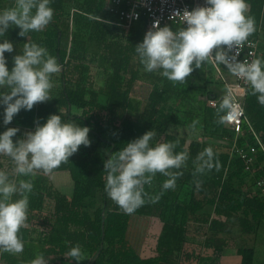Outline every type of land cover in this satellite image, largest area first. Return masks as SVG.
Wrapping results in <instances>:
<instances>
[{
  "label": "trees",
  "instance_id": "16d2710c",
  "mask_svg": "<svg viewBox=\"0 0 264 264\" xmlns=\"http://www.w3.org/2000/svg\"><path fill=\"white\" fill-rule=\"evenodd\" d=\"M71 1L74 2L52 0L50 7L54 15L50 24L41 32L29 33L22 42L23 47L25 43L45 47L61 66V71L53 74L50 99L35 104L30 111L21 110L7 126L1 122L0 132L7 127L19 128L13 137L15 141L25 132L34 130L36 122L42 124L47 117L56 114L65 122L89 127L91 143L87 147L81 145L68 162L51 173L26 178L31 180L33 188L28 194L26 226L18 233L24 248L19 254L0 253V264H30L39 254L48 264H77L66 256L69 249L77 245L82 252L79 264H217L218 254L230 245L222 234L231 233L233 221L242 234L254 233L264 214V198L243 189L239 180V159L232 160L229 153L218 151L203 141L193 140L184 147L183 140L166 131L168 124L179 122L167 107L169 95L191 88V78L205 63L183 83L171 82L158 72L147 73L156 78L160 86L151 90L148 104L141 111L139 103L129 94L141 75L135 46L144 37L131 31L126 33L125 26L114 31L108 23L97 20L110 16L105 9L106 0L74 2L70 20L65 6ZM247 4L248 15L264 24V0H247ZM136 23L147 27L143 22ZM262 30L264 33V27ZM19 31L16 27L8 29L4 39L21 37ZM252 34L256 37L257 28ZM91 39L101 44L100 56L109 69L103 86L98 89L94 88L91 76L94 60L88 53ZM16 55V50L5 53L9 70ZM207 94L210 98L216 96ZM242 102L245 115L264 144V106L251 94L250 86ZM2 113L0 109L1 116ZM206 113L209 117L217 116L218 121L223 116L209 106ZM149 130L156 132L153 145L173 142L175 152L188 153V168L173 171L182 173L179 180L193 181V193L188 200L179 201L175 190L164 191L157 203L146 201L134 213L125 214L104 191V160ZM209 147L215 154L213 169L194 175L197 155ZM259 158L262 160V155ZM0 169H11L7 157H0ZM56 172L69 173L73 183L71 196L53 185L50 177ZM155 177L167 178L161 174ZM163 182L154 186L153 193L147 185L145 191L152 196L160 194ZM207 205L213 207L212 213L204 212ZM135 215H154L162 221L161 233L153 247L136 242L139 227ZM194 241L207 252L205 255L196 253ZM237 253L241 264H252L253 248L239 247Z\"/></svg>",
  "mask_w": 264,
  "mask_h": 264
},
{
  "label": "clouds",
  "instance_id": "9594fccd",
  "mask_svg": "<svg viewBox=\"0 0 264 264\" xmlns=\"http://www.w3.org/2000/svg\"><path fill=\"white\" fill-rule=\"evenodd\" d=\"M52 0H14V6L0 10V107L2 123L9 125L21 110L30 111L37 103L50 99L52 77L61 71L55 56L36 43H25L22 54L13 57L9 70L5 53L13 52V44L4 39L8 29L16 27L18 35L27 37L31 32L43 31L52 21ZM205 6L192 10H177L182 26L176 30L154 21L142 42L135 46V55L147 73L158 72L171 82L183 83L210 58L224 65L233 76L250 86L251 94L264 106V58L251 62L238 59L236 49L255 30V21L248 13L247 0H204ZM138 18V16H137ZM235 50V54L229 55ZM239 105L231 90L222 98L218 113H227L219 122L234 119ZM195 126V122L193 124ZM20 131L7 127L0 132V157L11 162L10 170L0 169V253L19 254L24 245L18 233L26 226L28 194L33 184L30 179L37 173L49 174L62 163L68 162L81 145H90V128L65 122L61 115L52 114L44 123H35L34 130L13 140ZM156 132L149 130L126 143L123 148L104 160V191L125 214H132L146 201L157 203L164 191L174 190L179 170L188 160L187 152H175L176 143L152 144ZM214 152L205 148L196 157L194 175L204 174L214 167ZM219 166L218 161L215 165ZM161 174L167 179L161 193L149 195L145 185ZM199 186V181H197ZM19 197L14 199V197ZM67 257L77 264L81 261L79 245L69 249ZM30 264H48L42 254Z\"/></svg>",
  "mask_w": 264,
  "mask_h": 264
},
{
  "label": "rangeland",
  "instance_id": "374dc122",
  "mask_svg": "<svg viewBox=\"0 0 264 264\" xmlns=\"http://www.w3.org/2000/svg\"><path fill=\"white\" fill-rule=\"evenodd\" d=\"M76 1L81 0H74V2ZM74 2L71 1L65 6V11L70 13V20L72 18L71 13H74L73 11L75 10ZM12 6H14V0H0V10ZM91 19L94 18L91 17ZM97 20L108 23L114 31L116 28H123V25L118 24L114 17L109 16L107 19L97 18ZM263 27V23L255 21V28L258 30V34L256 35L258 41L257 57L264 56ZM124 29L126 33L131 31L140 38L144 37L145 33L149 30L141 23L130 25ZM27 38L28 37H18L9 39L13 44L14 50L17 51V55L23 52L24 47L22 42ZM101 49V44L94 39H91L88 42V53L90 56H94V60L91 63V76L95 89L103 86L105 76L109 72L106 64L101 59ZM210 66L211 65L208 64V62H205L203 68L191 78V88L181 89V92L169 95L167 107L179 122L176 124H168L166 131L175 138L183 140L184 147H187L188 143L193 140L203 141L207 142L218 151L229 153L232 160L239 159L241 165L239 180L243 189L264 198V152L262 150L264 144L261 141L259 134L251 125L262 146L257 142V139L248 127L233 128L227 126L225 123H220L217 116L214 115L213 117H209L206 113V107L209 106L208 99H210L207 93H214L216 95L214 97L215 99L220 98L223 94V86L218 80H216L214 71ZM139 68L141 75L135 81L129 96L133 101L139 103V108L142 111L148 104V96L151 90L160 86V82H158L153 76H149L147 72L143 70L141 64ZM220 103L221 102H219V104ZM218 106L216 109L214 108L217 112ZM0 109L3 111L2 107H0ZM1 122L2 116L0 114V123ZM194 122L195 126H193ZM261 155L262 160L259 158ZM194 165L196 167V163ZM184 167L187 169L188 165L185 164ZM232 167L235 168V166ZM64 174V172H56L50 177V180L52 182L54 180V185L60 192L70 193L72 191V182L70 183L68 180V183L63 184V179L61 177ZM26 178L27 177H17L16 179L19 180ZM166 179L154 177L151 186L147 185L149 191L153 193L154 186ZM192 183L193 181L191 180H176V187L174 190L177 193L179 201H185L190 198L191 193H193ZM194 194L197 198L199 197L197 193ZM45 209H47V207H45ZM212 209V206L207 205L204 208V212L212 213ZM135 217L137 219L135 221L139 227V236L136 239V242L153 247L157 243L158 237L161 233L162 221L154 215H135ZM263 218L264 214L262 219ZM231 226V233L222 234V236L229 239L230 245L218 254L217 264H241V257L237 253V249L239 247H248L247 245L249 241L243 237L234 221ZM194 245L197 246L196 253H201L202 255L207 253L199 248L197 241H194ZM209 253H211V251H208V254ZM193 264H195V262Z\"/></svg>",
  "mask_w": 264,
  "mask_h": 264
},
{
  "label": "built area",
  "instance_id": "2783aa9c",
  "mask_svg": "<svg viewBox=\"0 0 264 264\" xmlns=\"http://www.w3.org/2000/svg\"><path fill=\"white\" fill-rule=\"evenodd\" d=\"M197 6H205L204 0H106L105 9L111 17L116 19L118 24L125 27L136 22H143L150 29L153 22L158 20L161 27L167 25L173 30H176L186 25L181 24L179 17H174V12L177 10L182 12L185 8L192 10ZM257 45V38L251 34L247 40L236 49L238 59L242 62H251L253 59H256ZM233 54H235V50L229 55ZM208 62L213 68L216 80H218L223 86L222 96L217 99H208L209 106L216 109L224 95L231 90L233 99L236 104L239 105V108L233 114L234 119L231 121L226 120L224 123L233 128L248 127L252 134H254L257 142L262 146L244 112L242 99L244 98L246 89L249 85H247L244 80L231 75L224 65L218 64L214 59L210 58ZM224 115H227V113H223V116ZM262 148L264 152V147L262 146Z\"/></svg>",
  "mask_w": 264,
  "mask_h": 264
},
{
  "label": "crops",
  "instance_id": "0c3cea01",
  "mask_svg": "<svg viewBox=\"0 0 264 264\" xmlns=\"http://www.w3.org/2000/svg\"><path fill=\"white\" fill-rule=\"evenodd\" d=\"M64 173L65 174L61 177L63 179L62 180L63 184L68 183V180L71 183L72 180L70 178L69 173L68 172H64ZM52 175H54V173ZM52 183L54 185V180ZM72 189H73V183H72ZM63 194L67 196H71L72 191L70 193L68 192ZM242 235L244 238H246L249 241L247 246L253 248L252 264H264V218L261 219V222H259V225L254 233L242 234Z\"/></svg>",
  "mask_w": 264,
  "mask_h": 264
}]
</instances>
